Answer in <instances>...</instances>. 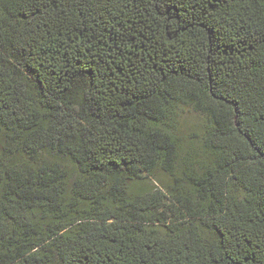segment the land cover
<instances>
[{"label":"trees","instance_id":"16d2710c","mask_svg":"<svg viewBox=\"0 0 264 264\" xmlns=\"http://www.w3.org/2000/svg\"><path fill=\"white\" fill-rule=\"evenodd\" d=\"M0 264H264V0H0Z\"/></svg>","mask_w":264,"mask_h":264},{"label":"rangeland","instance_id":"374dc122","mask_svg":"<svg viewBox=\"0 0 264 264\" xmlns=\"http://www.w3.org/2000/svg\"><path fill=\"white\" fill-rule=\"evenodd\" d=\"M171 123L174 124L178 130L181 142L186 147L185 152H198L197 138L194 137H199L200 128L203 123L202 117L186 107H181L177 110L176 116ZM157 178L162 180L165 176L157 175ZM151 185L155 186L156 184L153 180L149 182L146 179H138L130 184L132 192L137 190L148 191L151 189Z\"/></svg>","mask_w":264,"mask_h":264}]
</instances>
